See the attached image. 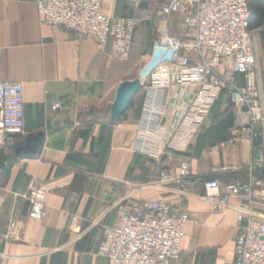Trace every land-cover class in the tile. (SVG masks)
I'll use <instances>...</instances> for the list:
<instances>
[{"label": "crops", "instance_id": "1", "mask_svg": "<svg viewBox=\"0 0 264 264\" xmlns=\"http://www.w3.org/2000/svg\"><path fill=\"white\" fill-rule=\"evenodd\" d=\"M173 1L102 0L105 14L137 22L130 61L119 62L111 57L109 43L100 45L61 27L41 25L37 0H0V83H21L24 88L23 134L0 151V264H110L96 256L113 221L106 211L132 190L138 199H162L173 214L189 216L180 257L170 264L234 261L233 242L241 231L236 210H212L197 197L203 194L197 186L184 200L175 184L140 191L154 181L157 165L134 150L135 131L151 95L150 53L157 13ZM169 31L185 35L183 15L171 19ZM135 81L140 89L129 108L119 119L112 118L118 88ZM210 129L213 126H205L206 133ZM258 143L197 151L198 159H189L192 180L245 182L242 168L262 156ZM176 157L165 156L162 165L178 166L182 161L176 164ZM197 161L200 165L193 164ZM33 180L46 191L45 216L40 220L29 217L25 198ZM254 190L252 208L264 213V189ZM230 205L246 203L233 199ZM97 219L99 224L87 231ZM71 227L86 234L77 239Z\"/></svg>", "mask_w": 264, "mask_h": 264}, {"label": "built area", "instance_id": "2", "mask_svg": "<svg viewBox=\"0 0 264 264\" xmlns=\"http://www.w3.org/2000/svg\"><path fill=\"white\" fill-rule=\"evenodd\" d=\"M101 4L102 0H37L36 9L41 25L61 27L100 45L109 43L111 57L126 62L137 22L112 18L102 11ZM176 15L184 16L183 37L169 31ZM156 30L150 53L151 95L147 112L137 122L134 150L156 165L170 153L186 152L224 95L242 109L241 123L215 149L243 141L253 146L255 130L264 131V101L248 0H174L159 8ZM23 130V84L2 82L0 151L11 146ZM257 148L260 153V146ZM262 167L260 156L244 166L246 182L235 180L221 185L216 179L193 181L190 162L182 161L176 168L159 169L154 181L140 191L175 184L176 194L184 200L193 196L191 187H199L203 194L197 197L212 210L237 211L241 231L233 242L232 264H264V213L252 208L254 186L264 189V182L253 173ZM25 198L30 204L29 217L42 219L46 191L37 180L31 182ZM233 199L242 200L246 206L230 205ZM106 213L113 214V221L105 229L97 257L110 264H170L180 257L190 219L187 214H173L162 199H138L132 190L110 204ZM99 222H91L87 231ZM70 232L77 239L86 234L74 227Z\"/></svg>", "mask_w": 264, "mask_h": 264}, {"label": "rangeland", "instance_id": "3", "mask_svg": "<svg viewBox=\"0 0 264 264\" xmlns=\"http://www.w3.org/2000/svg\"><path fill=\"white\" fill-rule=\"evenodd\" d=\"M260 1H264V0H249L248 2L250 5V10L252 11L255 8L261 7ZM251 29L254 31L253 42H254V45L256 46V49H257V57H258V65H259V73H260L259 78H260L261 91L263 94V101H264V37L261 36V33L264 32V24L262 26H256L254 23H252ZM129 61H126V62H129ZM135 68L136 69L132 70L133 75H135L138 66ZM148 70L149 69H145V73H147ZM241 113H242V109L239 107H236L230 101L228 96H226V95L221 96L219 98L217 104L212 109L207 120L204 122V124H203L204 127L200 128L197 136L194 138L193 145L190 148H188L186 152L170 153L168 155L172 156L174 154H177V157L175 158L176 159L175 163L177 164V162L183 161L185 158L188 159V161L185 160L187 162H189V159L190 160L191 159H193V160L198 159L197 156L199 153H197V151L201 152L204 149H210V148H213L214 152L219 151L221 148L215 149V147L220 142H224L228 138L229 133L227 136L222 134V133H219V135H218L217 131H221L223 128H225V129L227 128V129L231 130L233 127L239 126L241 123ZM208 125L213 126V129H210V132L206 133L205 126H208ZM212 132H214V133H212ZM255 132L257 134V138H256L255 142H258L260 140V143H258L257 146H260V149H261L260 151L262 153V159L264 161V157H263L264 156V131H263V129H256ZM203 137H206V143H205V140ZM199 162L200 161H197V163L196 162L195 163L192 162V163L194 165L195 164L200 165ZM165 167L176 168L177 166L176 167L175 166H163L162 161H161L160 164L156 166L155 178L158 175V170L161 168H165ZM242 169H244V167ZM263 169H264V167L254 171V173H253V176L257 180L262 181V182H264V174L262 172ZM247 180H248V178H247ZM255 186H259L260 188H262L260 185H255Z\"/></svg>", "mask_w": 264, "mask_h": 264}, {"label": "water", "instance_id": "4", "mask_svg": "<svg viewBox=\"0 0 264 264\" xmlns=\"http://www.w3.org/2000/svg\"><path fill=\"white\" fill-rule=\"evenodd\" d=\"M264 37V32L261 33ZM140 89V83L138 81L132 83L122 84L116 94L115 101L111 108V116L114 119H119L129 108L133 97Z\"/></svg>", "mask_w": 264, "mask_h": 264}, {"label": "trees", "instance_id": "5", "mask_svg": "<svg viewBox=\"0 0 264 264\" xmlns=\"http://www.w3.org/2000/svg\"><path fill=\"white\" fill-rule=\"evenodd\" d=\"M260 6L261 7L255 8L251 11V24L254 23L256 26H262L264 24V1H260ZM262 172L264 174V169Z\"/></svg>", "mask_w": 264, "mask_h": 264}]
</instances>
